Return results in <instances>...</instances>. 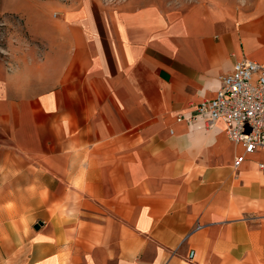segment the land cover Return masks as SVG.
I'll list each match as a JSON object with an SVG mask.
<instances>
[{"label": "crops", "instance_id": "0c3cea01", "mask_svg": "<svg viewBox=\"0 0 264 264\" xmlns=\"http://www.w3.org/2000/svg\"><path fill=\"white\" fill-rule=\"evenodd\" d=\"M12 12L39 57L0 60V264H264V150L186 120L264 63V0Z\"/></svg>", "mask_w": 264, "mask_h": 264}, {"label": "built area", "instance_id": "2783aa9c", "mask_svg": "<svg viewBox=\"0 0 264 264\" xmlns=\"http://www.w3.org/2000/svg\"><path fill=\"white\" fill-rule=\"evenodd\" d=\"M186 120L205 129L223 124L226 137L241 144L245 154L264 150V63L236 62L232 71L220 78L215 97L196 104ZM259 167L264 169V165ZM193 254L190 251L189 260Z\"/></svg>", "mask_w": 264, "mask_h": 264}, {"label": "rangeland", "instance_id": "374dc122", "mask_svg": "<svg viewBox=\"0 0 264 264\" xmlns=\"http://www.w3.org/2000/svg\"><path fill=\"white\" fill-rule=\"evenodd\" d=\"M79 0H27L28 5L33 4H49L57 6V4L71 5L77 3ZM102 2L128 1V0H99ZM148 0H140V2ZM150 1V0H149ZM169 3L179 1H193V0H166ZM29 14L32 12L28 11ZM31 15V14H30ZM56 15V11L51 9L47 13L46 21H48V28L51 29V20ZM28 14L22 13H6L0 15V60L5 63L9 68L15 69L19 64L20 56L27 59V62H35L39 57V40L36 34L31 30L29 22L27 21ZM46 17V14H44Z\"/></svg>", "mask_w": 264, "mask_h": 264}]
</instances>
